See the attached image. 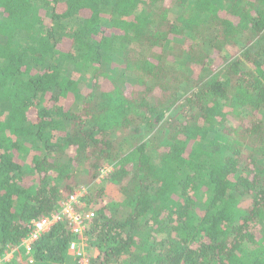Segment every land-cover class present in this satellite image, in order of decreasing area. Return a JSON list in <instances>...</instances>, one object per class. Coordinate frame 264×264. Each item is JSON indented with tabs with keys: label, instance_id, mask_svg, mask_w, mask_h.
Masks as SVG:
<instances>
[{
	"label": "trees",
	"instance_id": "obj_1",
	"mask_svg": "<svg viewBox=\"0 0 264 264\" xmlns=\"http://www.w3.org/2000/svg\"><path fill=\"white\" fill-rule=\"evenodd\" d=\"M82 188L90 264H264V0H0V254Z\"/></svg>",
	"mask_w": 264,
	"mask_h": 264
},
{
	"label": "built area",
	"instance_id": "obj_2",
	"mask_svg": "<svg viewBox=\"0 0 264 264\" xmlns=\"http://www.w3.org/2000/svg\"><path fill=\"white\" fill-rule=\"evenodd\" d=\"M111 171V166L103 167L98 180H102ZM89 192V189L82 188L71 194L50 215L31 221L28 235L18 245L8 247L6 251L0 254V264H9L16 259L22 260L20 256L26 258L25 264H31L33 262V243L58 224L67 226L74 237V240L69 243L68 253L74 257L75 263L90 264V255L87 251L88 240L85 233L88 222L94 214L91 211H79V208L85 206V198Z\"/></svg>",
	"mask_w": 264,
	"mask_h": 264
},
{
	"label": "crops",
	"instance_id": "obj_3",
	"mask_svg": "<svg viewBox=\"0 0 264 264\" xmlns=\"http://www.w3.org/2000/svg\"><path fill=\"white\" fill-rule=\"evenodd\" d=\"M87 251H88V253L89 254H91L92 255V250L90 249V247H87ZM70 255V254H69ZM70 261H72L73 262V264H74V257L72 256V255H70Z\"/></svg>",
	"mask_w": 264,
	"mask_h": 264
},
{
	"label": "rangeland",
	"instance_id": "obj_4",
	"mask_svg": "<svg viewBox=\"0 0 264 264\" xmlns=\"http://www.w3.org/2000/svg\"><path fill=\"white\" fill-rule=\"evenodd\" d=\"M118 74V73H117Z\"/></svg>",
	"mask_w": 264,
	"mask_h": 264
}]
</instances>
